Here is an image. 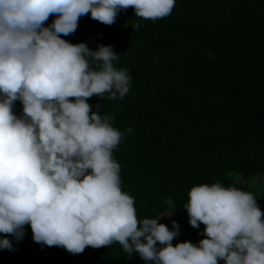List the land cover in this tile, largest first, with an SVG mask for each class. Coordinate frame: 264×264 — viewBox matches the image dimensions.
<instances>
[{
    "label": "clouds",
    "instance_id": "1",
    "mask_svg": "<svg viewBox=\"0 0 264 264\" xmlns=\"http://www.w3.org/2000/svg\"><path fill=\"white\" fill-rule=\"evenodd\" d=\"M176 0H0V249L12 248L30 225L33 240L73 254L118 243L146 264H264V212L254 195L222 182L191 187L187 210L198 244L173 245L172 229L139 219L135 198L122 189L114 150L126 132L88 98L123 99L130 72L114 64L111 45L71 43L64 36L80 17L111 25L119 11L156 20ZM50 16L51 24L45 26ZM140 22L131 24L140 28ZM107 94V95H105ZM23 114L14 111L15 101ZM99 108V105H97ZM159 242V245H158Z\"/></svg>",
    "mask_w": 264,
    "mask_h": 264
},
{
    "label": "trees",
    "instance_id": "2",
    "mask_svg": "<svg viewBox=\"0 0 264 264\" xmlns=\"http://www.w3.org/2000/svg\"><path fill=\"white\" fill-rule=\"evenodd\" d=\"M134 15L130 6L107 25L89 13L63 38L93 50L111 45L120 54L114 64L130 72L129 93L122 100L93 95L88 102L112 115L114 127L133 129L114 150L122 189L135 198L139 219L173 215L158 223L170 230L178 223L174 246L198 244L205 225L192 227L183 208L197 184L219 181L249 191L264 212L260 181L246 185L264 177V0H176L167 17ZM137 20L141 26L133 29ZM13 111L23 114L19 100ZM7 235L12 248L0 249V264H146L118 243L73 254L35 242L28 224L22 239Z\"/></svg>",
    "mask_w": 264,
    "mask_h": 264
},
{
    "label": "rangeland",
    "instance_id": "3",
    "mask_svg": "<svg viewBox=\"0 0 264 264\" xmlns=\"http://www.w3.org/2000/svg\"><path fill=\"white\" fill-rule=\"evenodd\" d=\"M232 175H235V174H232ZM236 180L239 181V177L236 178ZM258 181L260 182L256 185L257 186L256 189L257 190L263 189L264 188V177H258V178H255V180L253 179L250 182H246V185L248 187H254L255 183ZM161 218L169 222L173 219V215L170 212H166L165 215H163Z\"/></svg>",
    "mask_w": 264,
    "mask_h": 264
}]
</instances>
